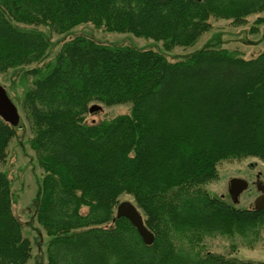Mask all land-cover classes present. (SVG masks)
<instances>
[{
    "label": "trees",
    "instance_id": "16d2710c",
    "mask_svg": "<svg viewBox=\"0 0 264 264\" xmlns=\"http://www.w3.org/2000/svg\"><path fill=\"white\" fill-rule=\"evenodd\" d=\"M263 12L264 0H0V73L37 63L19 78L42 169L35 216L49 236L47 264H264L204 249L215 236L252 246L264 232V207L240 208L207 188L222 162L264 160V49L246 58L207 46L171 61L78 35L45 61L51 42L39 29L90 23L172 50L194 45L212 19L240 26L257 15L255 33ZM94 103L131 111L89 123ZM14 134L0 117V162ZM12 195L0 170V264H29L33 243ZM122 195L142 212L152 244L116 217Z\"/></svg>",
    "mask_w": 264,
    "mask_h": 264
},
{
    "label": "rangeland",
    "instance_id": "374dc122",
    "mask_svg": "<svg viewBox=\"0 0 264 264\" xmlns=\"http://www.w3.org/2000/svg\"><path fill=\"white\" fill-rule=\"evenodd\" d=\"M262 15H264V12ZM256 18L257 15H251L248 17L247 22L240 26L234 25L228 19H212V29L204 34L194 45L189 47L178 46L172 50H165L160 41L136 37L130 33H118L98 29L90 23L75 26L62 34L51 32L45 26H40L39 29L48 36L51 42L50 48L44 58L45 61L52 59L56 55L63 42L78 35H87L98 42L106 44H124L138 48L155 49L164 53L171 61L184 58L207 46L227 47L239 50L246 58H251L257 56L264 49V24L259 27L257 32L252 33L250 31ZM34 65H37V63L20 67L17 70L12 69L5 74L0 73V84L6 88L20 113V121L18 125L14 126L15 134L9 144L8 156L4 162H0V170L4 171L10 180L14 213L21 221L24 234L33 243V257L29 264H47L49 236L39 226L35 216L40 196L38 193H41L42 169L37 164L35 154L29 146L32 131L21 107L23 87L28 83L21 84L19 78V74L24 69L33 67ZM101 105L102 110L86 116L87 122L91 123L93 121L110 119L119 114L130 113L131 111L128 104ZM219 169V179L208 183V190L212 194L232 203L228 192L229 181L233 177L243 178L248 181L249 185L241 193L239 202L234 205L240 208L254 207L256 197L260 194V191L256 190L254 181L257 174L264 173V160L248 157L239 162L225 161L220 164ZM123 200L134 202V199L130 195H122L120 201ZM82 211L85 212L86 208H83ZM260 238L261 240L256 244L249 246L241 237L215 236L205 240L204 249L237 256L241 259L264 261V232H262Z\"/></svg>",
    "mask_w": 264,
    "mask_h": 264
},
{
    "label": "water",
    "instance_id": "95a60500",
    "mask_svg": "<svg viewBox=\"0 0 264 264\" xmlns=\"http://www.w3.org/2000/svg\"><path fill=\"white\" fill-rule=\"evenodd\" d=\"M102 110V105L94 103L90 106V113ZM0 117L8 122L12 126L18 125L20 121V113L16 104L10 98L6 88L0 84ZM248 181L240 178L233 177L228 184V192L230 194L233 204H237L240 200L241 193L248 188ZM261 191V195L256 199L254 208L260 209L264 207V185L258 186ZM116 217L127 218L133 226L137 229L142 240L146 244H152L155 240V236L146 226L144 222V216L138 206L129 200L120 201L116 207Z\"/></svg>",
    "mask_w": 264,
    "mask_h": 264
},
{
    "label": "flooded vegetation",
    "instance_id": "af4514ba",
    "mask_svg": "<svg viewBox=\"0 0 264 264\" xmlns=\"http://www.w3.org/2000/svg\"><path fill=\"white\" fill-rule=\"evenodd\" d=\"M254 184H255V187H256L257 191L259 190L258 189L259 185H261V186L264 185V173L263 174L259 173V174L256 175V180L254 181ZM260 195H261V191H260V194L256 198H258Z\"/></svg>",
    "mask_w": 264,
    "mask_h": 264
}]
</instances>
